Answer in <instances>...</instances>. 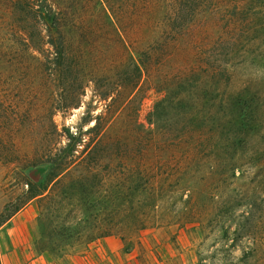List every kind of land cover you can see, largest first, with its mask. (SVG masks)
I'll return each mask as SVG.
<instances>
[{"label": "rangeland", "instance_id": "1", "mask_svg": "<svg viewBox=\"0 0 264 264\" xmlns=\"http://www.w3.org/2000/svg\"><path fill=\"white\" fill-rule=\"evenodd\" d=\"M162 1L151 0L148 8L143 0H136L135 7L131 0H67L63 19L70 47L93 60L84 79L78 69L71 70L61 91L57 80L42 66L40 70L37 53L21 51L17 26L35 24L33 16L10 15L0 1V219L23 198L27 173L40 170L39 180L47 179V167L39 160L58 140L54 128L84 129L91 120L87 125L83 119L101 110L104 101L94 88L111 89L119 78L108 61L116 60L119 46L114 21L121 25L118 33L126 45L142 49L155 36L162 50L158 61L141 73L118 123L135 124L143 132L155 129L153 103L182 74L194 79L185 87L195 83L194 92L206 99L215 86L258 96L255 127L247 129L233 176L229 171L224 177L208 173L201 190L199 160L184 167L179 159L181 123L171 113L157 123L168 128L159 159L168 186L154 214L156 224L123 238L112 234L89 240L95 231L73 212L74 206L79 210L77 201L61 199L48 213L34 197L0 224V264H264V0H195L184 26L172 25L180 31L174 40L163 32L167 6ZM219 67L228 76L225 85ZM77 101L61 111L64 103ZM236 221L240 233L223 236L221 226L233 227Z\"/></svg>", "mask_w": 264, "mask_h": 264}, {"label": "trees", "instance_id": "2", "mask_svg": "<svg viewBox=\"0 0 264 264\" xmlns=\"http://www.w3.org/2000/svg\"><path fill=\"white\" fill-rule=\"evenodd\" d=\"M0 1L10 15L25 13L33 16L31 19L35 24L17 26L16 35L22 41L21 51L29 56L31 51L37 53L40 70L42 66V71L46 70L57 80L60 91L70 77L71 70L78 69L83 77L81 79L89 75L85 67L93 59L75 54L70 47L67 23L63 19L70 6L66 5L67 0ZM131 1L135 7L136 0ZM153 3L143 0V5L148 8ZM194 3L195 0L162 1L163 6H167L163 19L166 29L163 32L169 34L171 40L180 32L174 30L172 25H179L180 28L184 26V15L193 13ZM114 24L116 27L112 25V31L119 46L116 60L108 61L112 75L119 78H116L111 89L94 88L98 100L104 101L101 110L93 117H83L84 124L88 125L91 120V124L84 129L79 127L70 131L67 126H61L57 131L54 128L58 140L49 148L46 157L39 160L41 165L47 167V179L39 180L40 170L27 173L23 180L26 186L22 192L23 198L18 200L11 213L3 215L0 224L34 197L39 199L48 213L51 207L56 210L55 205L61 199L77 201L79 210L74 206L73 212L78 211L79 220L88 222L87 229L95 231L89 240L91 237L100 239L112 234L123 238L128 233L144 229L149 223L156 224L153 221L154 214L162 192L168 186L166 177L160 172L163 163L161 165L159 161L168 128L157 123L164 121L171 113L178 115L181 123L176 136L179 159H182L184 167H188L192 160H199L201 190L210 178L208 173L215 172L224 177L229 171L230 176H233L232 169L236 167L241 149L247 144V129L255 127L258 96L245 89L227 93L222 87L215 86L212 96L206 99L203 94L194 92L195 83L189 88L185 87L188 80L194 79L182 74L168 89V94L153 103L155 129L143 132L135 124L118 123L131 101L130 95L137 87L141 73L158 61V54L162 50L157 45L161 39L157 41L155 36L142 49L126 45L123 36L120 37L118 33L121 25L117 21ZM107 64L105 62V66ZM116 68L118 72H115ZM219 69L224 77L220 83L225 85L228 76L224 67ZM82 86L84 83L81 82L79 88ZM78 102L64 103L61 111L66 112L70 107L77 106ZM180 185L184 186L182 182ZM65 214L70 217V210ZM241 229V222L236 221L233 227L231 224L222 225L221 233L226 237L236 236Z\"/></svg>", "mask_w": 264, "mask_h": 264}]
</instances>
